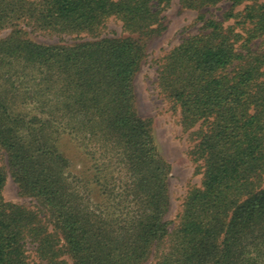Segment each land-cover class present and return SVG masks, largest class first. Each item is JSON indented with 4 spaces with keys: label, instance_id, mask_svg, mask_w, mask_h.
Listing matches in <instances>:
<instances>
[{
    "label": "trees",
    "instance_id": "16d2710c",
    "mask_svg": "<svg viewBox=\"0 0 264 264\" xmlns=\"http://www.w3.org/2000/svg\"><path fill=\"white\" fill-rule=\"evenodd\" d=\"M170 1L0 0V152L42 208L6 202L0 166V264H264V0H231L228 26L200 14L203 32L158 63L201 175L172 228L171 168L133 89ZM110 17L137 37L64 47L23 30L96 38Z\"/></svg>",
    "mask_w": 264,
    "mask_h": 264
},
{
    "label": "rangeland",
    "instance_id": "374dc122",
    "mask_svg": "<svg viewBox=\"0 0 264 264\" xmlns=\"http://www.w3.org/2000/svg\"><path fill=\"white\" fill-rule=\"evenodd\" d=\"M33 1V0H31ZM231 0H225L216 6L203 8L200 12L182 7L179 0H171L169 6L162 12V24L164 30L150 38H142L145 56L142 60L133 80L135 94L136 114L148 120L151 124L152 134L161 157L170 165L168 179V192L170 207L165 219L171 222V228L181 213L183 201L187 193L201 184V175L196 172V165L192 162L189 151L193 146L192 133L196 130L184 131L180 125L179 110L167 101L158 91L156 86L157 66L159 61L174 47L178 46L188 37L203 32L202 23L197 18L201 14L205 18H211L223 22L224 26L232 25L233 21H226L225 15L230 10ZM244 4L237 9L241 10ZM27 38L41 45L72 46L81 42L96 41L100 39L119 40L137 36L123 31L121 22L110 17L104 26L98 31L96 38L90 35L59 36L47 31L23 28ZM9 30L0 31V39L9 35ZM76 156L75 165H80V158ZM0 166L6 172V182L3 189V198L6 202L40 211L42 208L38 202L21 194L8 169L7 157L0 152ZM264 182V178H263ZM44 219H47L44 217ZM31 259L34 260L32 246H28ZM68 264L71 261L65 258ZM145 264H152L150 257Z\"/></svg>",
    "mask_w": 264,
    "mask_h": 264
}]
</instances>
